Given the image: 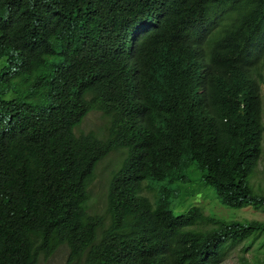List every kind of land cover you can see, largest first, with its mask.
Listing matches in <instances>:
<instances>
[{
	"label": "trees",
	"instance_id": "1",
	"mask_svg": "<svg viewBox=\"0 0 264 264\" xmlns=\"http://www.w3.org/2000/svg\"><path fill=\"white\" fill-rule=\"evenodd\" d=\"M263 68L264 0H0V264L62 245L69 264H220L248 241L264 264V220L154 183L199 177L226 208L264 213ZM94 110L107 138L76 134ZM114 150L107 210L92 213Z\"/></svg>",
	"mask_w": 264,
	"mask_h": 264
},
{
	"label": "rangeland",
	"instance_id": "2",
	"mask_svg": "<svg viewBox=\"0 0 264 264\" xmlns=\"http://www.w3.org/2000/svg\"><path fill=\"white\" fill-rule=\"evenodd\" d=\"M262 76L264 78V68L262 69ZM263 100H264V84ZM109 117L105 116L102 111L94 110L89 113L80 127L76 129V134L86 135L88 133H96L101 138H107L109 135ZM125 150H114L102 159L96 169L95 177L90 186V201L89 210L94 213H105L108 205V192L113 173L120 167V163L124 157ZM195 178V179H194ZM194 184L185 186L181 183H171L168 180L154 181L158 189L161 187H168L174 189L173 201L175 203H196L201 206L206 213L211 214L217 218L225 219H259L264 220V213L255 212L252 208H244L241 210H231L223 206L217 198L214 190L211 187H206L200 181L199 177L194 176ZM254 183L257 187L264 188V138H263V155L258 163L255 173ZM148 185L145 184V193L149 196L153 192L149 190ZM192 190H199L186 195ZM206 196H203L204 193ZM186 204H183V208ZM246 247L252 248V251L243 252L242 246L236 248L231 255L220 264H256L255 248L257 244L248 241ZM255 252V253H254ZM70 249L67 245H62L51 257L42 258L39 264H69Z\"/></svg>",
	"mask_w": 264,
	"mask_h": 264
}]
</instances>
